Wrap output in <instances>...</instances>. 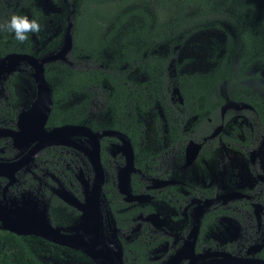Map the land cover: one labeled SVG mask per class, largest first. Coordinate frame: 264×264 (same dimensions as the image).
<instances>
[{"label":"flooded vegetation","instance_id":"af4514ba","mask_svg":"<svg viewBox=\"0 0 264 264\" xmlns=\"http://www.w3.org/2000/svg\"><path fill=\"white\" fill-rule=\"evenodd\" d=\"M16 65L0 77V219H28L86 240L91 234L96 249L120 264H264L261 108L229 98L223 87L222 103L204 122L192 129L196 116L186 119L183 139L169 140L164 123L160 141L150 142L145 129L147 140L138 142V152L155 156L143 158L142 166H137L124 133L82 124L91 132H111L98 140L96 169L88 133L72 131L68 134L75 140L65 138L36 150L51 131L40 133L38 140L28 131L36 126L35 111H27L37 94L18 92L26 75ZM246 80L242 83L256 94L259 107L264 91ZM38 94L42 104L43 91ZM171 97L182 102L172 91ZM226 102L238 106L222 108ZM49 112L44 130L61 126L48 123ZM157 114L165 120L162 110ZM20 130L24 133L16 141L4 133ZM59 130L67 134V128Z\"/></svg>","mask_w":264,"mask_h":264},{"label":"trees","instance_id":"16d2710c","mask_svg":"<svg viewBox=\"0 0 264 264\" xmlns=\"http://www.w3.org/2000/svg\"><path fill=\"white\" fill-rule=\"evenodd\" d=\"M50 1L59 12L45 14L36 0H0V21L14 13L27 14L42 25V31L30 34L23 44L15 40L13 33L0 31L1 58L10 53L40 57L54 51L62 35H53V26L63 30L70 24L68 55L76 63L84 59L87 63L85 67L59 60L44 64L43 77L51 93L50 125L117 129L130 139L137 166H142L143 158L155 156L138 152V142L147 140L142 117L150 113L155 141H160L164 123L168 139L181 140L186 119L196 116L192 123L195 129L218 109L223 101L219 89L224 85L229 98L261 108L264 116V98L257 107L256 94L242 83L250 77V68L264 66V8L255 0H155L153 6L146 0ZM206 29L222 33L221 51L208 70L181 72V62L175 61L177 50L191 35ZM161 45L165 47L163 54L156 50ZM133 70L143 77L131 78ZM173 87L181 103L172 102ZM94 96L101 101L107 122L92 118ZM42 245L58 257L69 251L37 236L0 228V264H46L41 259ZM72 253L81 256L77 251Z\"/></svg>","mask_w":264,"mask_h":264},{"label":"water","instance_id":"95a60500","mask_svg":"<svg viewBox=\"0 0 264 264\" xmlns=\"http://www.w3.org/2000/svg\"><path fill=\"white\" fill-rule=\"evenodd\" d=\"M70 26V24L68 25ZM68 30V29H67ZM70 41L71 36L70 32L68 35H65L62 39V42L58 45V47L51 52H48L40 57H34L29 54H23V53H10L6 54L0 59V77L4 76L5 73H7L11 67L16 65L19 62H23L28 64L32 68V77L34 78V81L36 82L37 87V98L34 100V103L32 106L28 109L27 112L35 111L34 114V124L36 125L32 129H28V131H32V136H36L37 133H48L53 130H59V129H65L67 128V134L72 131H79L82 133H88L92 137V144H93V154H92V163L94 164V167L97 169L98 166V140L99 138L104 134L111 133L110 131L104 130V131H96L91 132L86 126L82 124H64L61 126L53 127L50 130H44L43 123L45 121L46 115L48 114L50 107H51V93L50 88L46 82V80L43 77V69L44 64L51 61H56V59L61 58V56L70 49ZM61 46V47H60ZM39 89H42L45 93V100H42V104H40V98H39ZM172 93L177 95V98L179 101H181L180 95L178 93V90L176 87L172 88ZM42 99V98H41ZM228 103L226 102L225 105L222 106V108L233 105L234 103ZM33 115V114H32ZM36 129V130H35ZM24 133V131H7L4 132L6 135L11 136L15 141L21 140L19 136V133ZM66 134V135H67ZM56 140H48L40 145L36 146V150L39 148L45 146L46 144L53 143ZM126 144L127 140H123ZM129 154H128V160L131 162L132 153L131 149L129 148ZM127 161V162H129ZM1 165V164H0ZM10 163L6 164L7 169L11 166ZM129 165V163H128ZM1 167V166H0ZM99 189L98 184L96 185L95 192ZM28 220V219H27ZM23 219H17L16 222L12 221H5L4 219H0V228L4 230H8L10 232H13L18 235H37L43 239H46L48 241H51L57 245L61 246H68L72 249L78 250L80 252L85 253L89 256V258L92 260L93 264H120L119 260H110V257L107 256L104 252H102L101 248L97 250V244L95 240H92V243H89V240L84 239L82 234L79 233H71V234H63L58 231V229L49 226L48 224L45 225H35V222L32 223L31 220L27 221ZM82 222L80 223V225ZM83 227V226H82ZM80 228V227H79ZM84 230V229H83ZM75 231V230H74ZM85 231V230H84ZM95 248V249H90ZM92 252V253H91ZM97 256L101 258V261L98 260ZM234 261H239L238 259H233Z\"/></svg>","mask_w":264,"mask_h":264},{"label":"rangeland","instance_id":"374dc122","mask_svg":"<svg viewBox=\"0 0 264 264\" xmlns=\"http://www.w3.org/2000/svg\"><path fill=\"white\" fill-rule=\"evenodd\" d=\"M149 5L153 6L155 0H146ZM261 8H264V0H255ZM36 4L42 9V11L45 14H49L52 12H59V8L55 6L50 0H36ZM27 15V14H26ZM227 25H224V29L229 30ZM68 29V30H67ZM232 30V29H231ZM210 31V32H208ZM223 32V30H221ZM58 32H61V38L63 39L65 35L69 34V26L66 29H61L58 25H54L52 29V34L55 35ZM224 33V32H223ZM62 39L60 42H62ZM224 39V36L219 30L214 29H206L202 30L200 33H195L194 35H191L177 50L175 61L177 63L181 62L180 69L181 72H191V71H205L208 70L211 66V62L217 54L221 51L222 48V41ZM36 39L34 40V46L36 47ZM61 47V46H60ZM37 50V49H36ZM157 52L163 54L165 52V47L163 45L158 46L156 48ZM108 57V54L106 55ZM56 60L63 61L67 63L70 66H82L85 67L87 63L85 62V59L82 62L76 63L77 61L72 60L69 55L68 51H66L61 58H58ZM17 66V65H16ZM17 69H23L25 71V78L22 79L21 84L19 85L18 89L21 94L24 95H34L37 94V89L35 87V82L32 78V69L27 64H20L17 66ZM257 73L258 77L255 79H252V75ZM249 74V78L246 80V85H251L254 88H259L260 91H264V66L263 65H256L250 68L247 72ZM133 79L140 80L143 76L138 74L136 71H132L129 75ZM3 77V76H1ZM49 88L50 84L47 82ZM223 85L220 86V93L223 92ZM261 87V88H260ZM264 93V92H263ZM100 97V96H99ZM94 99L91 101V107L92 112L90 113L91 116L97 117L100 116L101 122H107V113L101 112V101L98 97L94 96ZM73 100H77V98H74ZM152 114H149L148 117L145 118V125H146V131H147V141L155 142L152 131L149 127L150 125V117ZM191 120V119H190ZM67 140H75V135L68 134L65 137ZM66 141V140H65ZM258 157L260 160H264V145H262L258 151ZM1 158V157H0ZM0 161H3L0 159ZM51 243V242H50ZM43 247V254L41 256V259L46 262V264H93L92 261H85L84 258H81V256H76L72 252L74 250L68 249V252L62 253L59 257L54 256L53 254H50L46 250V248Z\"/></svg>","mask_w":264,"mask_h":264},{"label":"clouds","instance_id":"9594fccd","mask_svg":"<svg viewBox=\"0 0 264 264\" xmlns=\"http://www.w3.org/2000/svg\"><path fill=\"white\" fill-rule=\"evenodd\" d=\"M0 31L14 34V38L23 44L29 40L30 34H39L42 31L41 23L35 18L23 14H12L5 21H0Z\"/></svg>","mask_w":264,"mask_h":264},{"label":"bare ground","instance_id":"6f19581e","mask_svg":"<svg viewBox=\"0 0 264 264\" xmlns=\"http://www.w3.org/2000/svg\"><path fill=\"white\" fill-rule=\"evenodd\" d=\"M43 90L42 89H39V92H42ZM43 95L45 96V93H44V91H43ZM68 131V130H67ZM66 131V132H67ZM65 132V131H64ZM64 132H62L61 130H53V131H51L48 135V140H56V141H63V140H65V135L64 134H66V133H64ZM61 137H63V139L61 138ZM36 138V140H38V139H40V138H42V136H41V134L40 133H37V136L35 137ZM59 139V140H58ZM44 142H45V140H43ZM47 141V140H46ZM21 219V218H20ZM89 236V243H92V235L91 234H89L88 235ZM90 249H95V248H91L90 247ZM92 253V252H91ZM97 258H98V260H100V262H102L101 261V258H99L98 256H97ZM110 260L111 261H113L114 259H111L110 258ZM102 264H104L103 262H102Z\"/></svg>","mask_w":264,"mask_h":264}]
</instances>
